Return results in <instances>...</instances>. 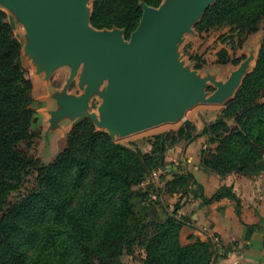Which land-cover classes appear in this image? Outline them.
<instances>
[{
    "label": "trees",
    "instance_id": "16d2710c",
    "mask_svg": "<svg viewBox=\"0 0 264 264\" xmlns=\"http://www.w3.org/2000/svg\"><path fill=\"white\" fill-rule=\"evenodd\" d=\"M160 1L94 0L91 22L130 32L142 15L141 3L156 6ZM263 23L264 0H216L195 28L228 26L240 44ZM21 49L0 9V264H121L122 256L138 246L142 264H210V240L191 236L181 241L184 221L175 215L180 203L163 219L150 198L151 188L189 195L182 189L188 175L177 171L160 188L137 186L160 170L167 148L199 134L208 137L204 165L220 175L245 173L264 156V30L255 66L200 133L186 126L155 133L150 149L143 151L114 141L84 118L47 163L22 147L39 134L32 128L33 83L20 63ZM220 56L223 63L230 59L225 49ZM224 196L236 198L231 187L222 185L201 200L209 204Z\"/></svg>",
    "mask_w": 264,
    "mask_h": 264
},
{
    "label": "water",
    "instance_id": "95a60500",
    "mask_svg": "<svg viewBox=\"0 0 264 264\" xmlns=\"http://www.w3.org/2000/svg\"><path fill=\"white\" fill-rule=\"evenodd\" d=\"M210 1L177 0L158 9L141 3L142 16L128 39L117 28L105 31L90 27L84 0H0V6L24 17L31 33L28 49H35L47 70L60 63H69L75 70L85 62V90L69 107L83 115L73 126L91 116L79 106L83 107L99 84L108 80L101 106L108 127L102 130L114 138L117 126L125 135L176 121L195 103L200 85L190 73L172 66L174 43L169 37L188 29ZM250 71L238 79L230 98ZM229 85L230 81L221 83L209 99L222 101ZM183 123L193 128L189 119ZM161 164L165 168L163 156Z\"/></svg>",
    "mask_w": 264,
    "mask_h": 264
},
{
    "label": "rangeland",
    "instance_id": "374dc122",
    "mask_svg": "<svg viewBox=\"0 0 264 264\" xmlns=\"http://www.w3.org/2000/svg\"><path fill=\"white\" fill-rule=\"evenodd\" d=\"M93 1L84 0L86 19L90 15L89 26L95 30L105 31L117 28L121 31L123 37L128 39L134 29L127 32L123 27L97 28L92 24ZM174 1L177 0H161L159 4L151 7L158 9ZM178 1L186 2L187 0ZM215 1L211 0L208 7ZM0 9L5 11L8 21L13 26L15 35L22 42L20 63L26 69L27 75L33 83L32 95L34 100L32 105L35 109L36 119L32 128L39 135L32 141L22 143V147L37 156L43 163L51 162L66 146L67 133L73 127V122L83 115L81 112H75L74 108L69 107H71V101L82 95L85 90L86 83L84 80L87 75V66L84 61H81L74 70L69 63H60L47 70L42 65L41 56L38 57L35 54V49H28L31 33L26 29L24 17L19 12L13 14V12L5 10L2 6H0ZM200 19L201 16L188 29L169 37V41L174 43L172 56L174 62L172 66L182 72L190 73L196 83L200 85L195 103L187 107L184 115L176 121L159 123L125 135L119 132L117 126L114 138L110 136L114 141L140 147L144 151L151 147L150 141L153 135L161 129H176L179 126H185L183 121L190 118L192 123L199 122L200 117H204L207 122L213 121L225 102L232 98L230 96L235 90L238 79L255 66L264 23L258 31L249 34L238 44L239 39L230 33L228 26L198 32L195 25ZM221 49H225L230 58L226 63L221 62ZM226 81H230L226 97L222 101H211L209 97L221 83ZM107 83V79L103 80L94 90L89 100L83 104V107L79 106L80 110H88L92 113L91 116L87 115L84 118H89L99 130L108 127L101 112ZM70 120H73L71 124ZM210 146L214 147L215 143H211ZM32 182L29 181L28 183L31 185ZM14 197L15 195L12 198ZM135 205L138 206V203ZM143 257V249L138 246L133 252L122 256L121 264H142Z\"/></svg>",
    "mask_w": 264,
    "mask_h": 264
},
{
    "label": "crops",
    "instance_id": "0c3cea01",
    "mask_svg": "<svg viewBox=\"0 0 264 264\" xmlns=\"http://www.w3.org/2000/svg\"><path fill=\"white\" fill-rule=\"evenodd\" d=\"M206 122L200 117L199 122H191L193 128L189 129L194 134L200 133ZM207 143V135L199 134L192 140L182 139L170 146L162 155L165 168L161 164L160 170L153 171L137 187L145 190L152 184L160 188L177 171L185 173L189 179L182 189L189 195L149 190L159 217L167 218L179 202L175 215L184 221L181 241L187 242L191 236V240L197 237L210 240L214 249L211 264H264V156L245 173L220 175L203 163ZM222 185L231 187L236 198L224 196L209 204L202 203V196L211 197Z\"/></svg>",
    "mask_w": 264,
    "mask_h": 264
},
{
    "label": "bare ground",
    "instance_id": "6f19581e",
    "mask_svg": "<svg viewBox=\"0 0 264 264\" xmlns=\"http://www.w3.org/2000/svg\"><path fill=\"white\" fill-rule=\"evenodd\" d=\"M32 61H34V60H32Z\"/></svg>",
    "mask_w": 264,
    "mask_h": 264
}]
</instances>
